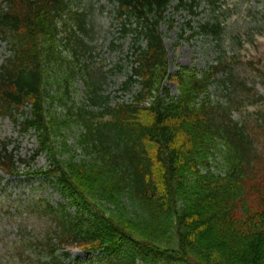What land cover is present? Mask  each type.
<instances>
[{"label":"trees","instance_id":"1","mask_svg":"<svg viewBox=\"0 0 264 264\" xmlns=\"http://www.w3.org/2000/svg\"><path fill=\"white\" fill-rule=\"evenodd\" d=\"M108 1L122 34L134 31L136 39L123 87L137 88L114 105L97 91L103 74L90 80L89 104L70 99L79 58L90 50L84 41L91 37L89 11L79 0H0V40L8 49L0 62V116L36 137L26 156L0 140V191L5 175L18 174L22 164L30 168L44 154L47 163L32 172L61 199L34 196L6 208L17 225L11 243L21 247L6 264H65L69 245L79 246L88 264H264V138L232 116L241 105L237 88L253 91L255 99L264 95L238 79L231 65L236 53L225 47L206 70L172 73L177 93L171 94L163 84L171 74L159 22L172 0ZM202 1L210 15L192 33L225 41L223 2ZM230 41L239 44V35ZM252 67L264 83V61ZM218 71L231 84L227 102L208 97ZM59 72L62 90L53 93L51 79ZM69 120L80 122L78 141L87 157H61L56 136ZM254 121L264 130V107ZM215 151L219 170L212 168ZM25 210L43 218V226L28 225ZM4 246L0 255L10 247ZM75 261L83 264L79 256Z\"/></svg>","mask_w":264,"mask_h":264},{"label":"rangeland","instance_id":"2","mask_svg":"<svg viewBox=\"0 0 264 264\" xmlns=\"http://www.w3.org/2000/svg\"><path fill=\"white\" fill-rule=\"evenodd\" d=\"M184 1L186 3L178 4L176 0H172L165 17L159 22L167 49L168 73L171 74V77L165 78L164 86L171 94L176 95L177 80L172 73L183 68L194 69L198 73L200 70H206L210 64L216 63L225 47L227 54H233L232 50L236 53L237 60L232 61L231 65L238 79L245 81L246 84H254L257 93L264 95V83L258 80L252 67V65L260 66L264 61V0H220V3L223 2L221 11H224L222 16H224L223 26L226 29L225 41H218L212 36L200 33H192L194 26L210 14L202 0L192 7L188 0ZM76 5L89 11L87 25L91 37L84 38L85 43L90 45V50H87L85 54L82 53L79 58L75 76L69 83L70 99L75 104H89V97L93 94L89 89L90 80H95L103 74V79L100 78L101 86L97 91L107 96L108 104L114 105L116 102L130 100L137 87L133 85L132 89H125L123 82L131 71L135 56V32L129 31L122 34L121 20L113 11V4L108 0H79ZM132 20L134 25L136 22ZM234 35H239L240 38V43H236L235 46L231 45L232 41H230L231 36ZM139 43L144 45L143 38H140ZM70 44L79 51L82 50L79 43L71 42ZM5 53H8L7 43L0 40V62ZM63 53L70 54L68 50H63ZM224 75L226 74L218 71L217 78L209 84L208 97L211 101H228L227 92L232 91L231 84L227 80L225 82L219 80ZM61 84H63L62 74L59 72L51 79L52 92L61 91L62 88L59 87ZM236 94H238L241 105H239V110L232 112V116L239 120L245 119L247 130L251 133L256 132L259 139L263 140L264 130L257 127L254 119L257 110L264 107V100L255 99L253 91H247L244 88H237ZM100 106H103V103ZM94 107H98V104ZM57 110L63 112L64 107L58 105ZM79 123V120H69L66 125L60 127L56 142L61 146V157L63 158L87 157L78 141L82 131ZM3 139L9 140V147L15 149L17 156H26L36 144L35 135L21 133L7 116H0V140ZM213 157L212 168L219 170L217 164L222 162L220 152L215 151ZM46 163V156L42 154L35 161H31L30 168L22 164L18 174L5 175L3 180L5 188L0 191V247L4 248L6 242L10 247L8 251L0 255V261H5L4 264L10 258V254L15 256L21 249L19 244L11 243L17 234V225L14 219L5 212L6 208L13 210V202L28 200L34 196L45 197L51 202L61 200L51 185L32 172L35 168L45 166ZM68 208L73 211V207ZM23 212L28 225L43 226V218H36L28 210ZM67 248L71 254L70 257L65 258V264H76L75 257L77 256L81 258L83 264H88L86 253L79 246L69 245ZM94 255L96 257L98 253ZM35 261L36 259L32 264H36ZM14 263L22 264L17 260H14Z\"/></svg>","mask_w":264,"mask_h":264}]
</instances>
